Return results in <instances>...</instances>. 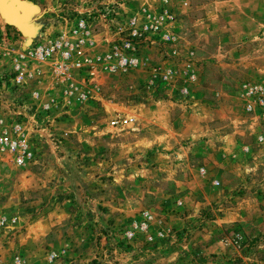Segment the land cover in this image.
I'll return each mask as SVG.
<instances>
[{
	"label": "rangeland",
	"instance_id": "rangeland-1",
	"mask_svg": "<svg viewBox=\"0 0 264 264\" xmlns=\"http://www.w3.org/2000/svg\"><path fill=\"white\" fill-rule=\"evenodd\" d=\"M25 1L33 5V10L27 13L24 25L7 23L0 16V50L7 41H17L15 44H19L20 49L27 47L30 43H25L26 38L30 35L37 37L45 27L61 17H87L92 29L102 32L110 17V14L100 15L106 8L114 10L116 15L113 16L125 17L145 5L136 0ZM209 1L189 0V7L182 14L173 10L178 19L176 39L169 44L141 47L140 61L135 68L121 73L97 68L91 76L93 90L90 94L94 100L78 103L75 95L66 96L65 100L72 105L71 109L58 117V131L52 132L51 129L50 137L55 151L59 154L66 152L69 157L67 162L72 164V168L85 172L92 168L97 172L94 163L102 155L109 158L120 138L99 137L97 133L93 135L94 141L88 142L77 134L88 131L85 128L87 122L98 121L106 129L114 111L120 114L125 111L116 107V103L129 107L141 104L143 115H147L154 104L168 106V116L163 125L169 121L176 131L170 133V146L173 149L180 144L194 143L205 136L186 138L189 136L187 131L180 132V127L186 124V130L205 125V128L214 132L234 131L235 138L241 144L232 147L234 156L222 157L226 161L224 166L229 164V169H225L221 182L211 180L214 187L211 192L216 197L219 187L234 186L226 200L235 202L241 198L248 201L246 203L249 205L254 204L249 206L248 212L243 209V215L250 216L248 223L215 230L211 220L223 208L230 206L228 202L211 201L205 206L200 205L197 190L190 194L187 193L188 189L175 191L170 180L163 184L160 192L152 186H146L152 177L149 173L134 169L136 166L141 167L139 160L133 169L138 172L140 186H122V189L117 186H86L89 191L85 193H81L82 189L73 196L64 193L62 186H56L61 182V177L52 176V170L46 171L40 165L31 125L32 146L37 154L34 164L16 166L7 155H0V214L8 221V228L0 231V255L4 253L7 256L6 264H12V256L16 253L25 259V264H37L29 259L27 249L37 247V239L34 235L32 243L26 247L25 235L30 230L33 236V229L29 226L41 228L45 220L38 218L45 215L59 222L45 231L48 232L43 241L40 239L42 261L39 264H264V256L258 251L262 249L259 246H264V186H258L264 184V27L254 28L251 24L254 30L243 31L241 25L229 23L224 14L205 15L198 6ZM150 2L157 4L159 0ZM169 4L172 7L171 0ZM245 17L256 18L255 15ZM230 26L239 29L227 30ZM97 40L99 42L98 37ZM103 49V45L97 43L89 56L94 57ZM81 79L80 74L68 81L80 83L81 86ZM44 80L46 82L42 84L46 85L41 87L42 91L50 84L49 78ZM68 81H54L50 85L58 89L57 94H63ZM242 83L257 84L261 88L262 106L246 110L245 104L251 99L244 96ZM14 96L11 92L4 95L7 100ZM0 108L11 112L16 110L4 107V103L0 104ZM32 112L34 118L44 114L34 109ZM65 127L69 129L66 131ZM259 137L262 138L260 141ZM191 163L194 167L197 165L194 160ZM200 167L204 173L199 172ZM233 167L240 170L234 173L230 170ZM249 167L254 169L250 170ZM211 170L212 167H197L193 172L194 179L205 177ZM102 174L96 181L103 178L109 183L112 176ZM86 176L87 179L92 177L87 173ZM96 187L101 188V191L109 190L114 196L123 197L125 194L129 198L131 193L134 201H127L123 215L117 218L113 216L118 211L112 208L111 217L91 230L86 218L89 214L94 215V212L81 208L78 201L90 199L94 194L92 189ZM235 195L236 198H232ZM247 195L250 197L246 198ZM13 215L17 217L16 221H11ZM186 218L189 224L182 226ZM142 224L145 227L140 229ZM57 229L68 236L62 238V245L48 248L47 243H54L57 238L54 235L58 233ZM210 232H213L210 238L212 250L207 254L203 252L207 247L205 243L210 240L204 234ZM236 234L240 235V239L235 243L233 239ZM63 248L65 251H60ZM198 249L203 252L196 251ZM50 251L55 253L52 260L47 259Z\"/></svg>",
	"mask_w": 264,
	"mask_h": 264
},
{
	"label": "crops",
	"instance_id": "crops-1",
	"mask_svg": "<svg viewBox=\"0 0 264 264\" xmlns=\"http://www.w3.org/2000/svg\"><path fill=\"white\" fill-rule=\"evenodd\" d=\"M136 1H138L139 4H149L152 0ZM171 3L172 9L177 14L186 13V9L189 7V0H171ZM198 8L202 9L203 13L209 16L224 14L229 23L241 25L240 27L243 31L254 30L251 28V24L254 25V28L259 26L264 27V0H210L209 2L202 3ZM253 15H255L256 18L249 17L247 19L245 17ZM238 29L239 28L236 26L233 28L231 26L227 27V30L231 31ZM37 30L38 29L34 32L36 33ZM34 38H36V36L33 37V35H30L25 39V43H31ZM16 42L17 41H7L6 45L1 46L3 48L0 50L1 76L6 75V72L10 68L12 58L20 50L21 46L15 44ZM46 78L50 79V84H53L55 81L50 77L49 71H43V73L40 72L27 80L20 93L27 103H29V105L37 112H41V104L43 102H48L50 105L46 114L38 115L37 118H33V114L28 115L29 127L32 125L31 128L34 132V140L35 143H37V149L39 150L40 165H42V169H45L46 171H48V169L52 170V176L56 175L57 177H61V182L56 186H62L64 193L73 196V194L79 189L80 191L81 189L83 190L81 193H85L86 191H89L86 186H117L119 189H122V186H140L139 178H137L138 172H135L134 170L137 169L143 173H149L152 177V181H149L146 186H152L151 188H155L157 191L159 190V192L162 191L163 184L170 180L173 188L175 186V189H173L175 191L179 189H188V191H186L190 194L197 190L200 199L198 203H200V205L205 206L206 204H210L211 201L224 200L228 202L230 206L223 208L221 213L215 215V218L211 220L215 230L229 225L248 223L247 221L250 216L249 214L243 215V209L248 212L249 206H254V204L249 205L246 203L248 201L242 200L241 198L235 202L232 199L226 200L227 196L230 197L229 194H231L230 192L234 186L219 187L216 189V197L213 196L211 192L214 189L213 185L210 183L211 180L217 179V181L221 182V179L223 180L225 169H229V164L224 166L226 161L225 159L223 160L222 157L226 156V158H229V156H234L235 152L232 147L236 144H241V142L235 138L234 131L228 133H220L219 131L214 132L207 127L205 128V125L202 126L199 124V129L195 127L193 130H186V124V126L180 127L181 133L187 131V135L189 136H186V138H190V136L193 135L196 137L198 135V137H200L199 135L202 134L205 136L203 138L201 137L194 143H187V145L180 144L177 148L173 149L170 146V133H176V131L169 125V121L163 125V123H165L163 122L164 119L168 116V106L154 104L147 111V115H143L140 111L141 104H135L133 107H129L116 103V107L125 110L121 116L130 117L129 120L122 123L119 127L111 126L109 124L106 126V129L102 125L100 126L98 121L87 122L86 126H84L88 131L84 134H80L79 132L77 134L78 137H83L84 140L88 142L94 141L93 135H96L97 133L99 137L120 138V141L117 142V148L113 149V153L109 158H107L106 155H102V158L94 163L97 167L96 169H98L97 172L92 168L85 172L83 169L72 168V164L67 162L69 157L66 155V152L59 154V152L54 149L55 146L50 134L58 131L57 129L59 128L60 123V118L58 117L70 110L72 105L69 102H66V95L56 93L58 89L54 88V85L47 84L45 91L41 90V87L46 85V83L42 84L43 82H46V80H44ZM33 92H38L37 98L33 97ZM8 96H10V94H8ZM132 108L134 109L133 112ZM0 116L6 118L12 116L15 117L16 115L14 111L11 112L0 108ZM67 129L69 128H66V131ZM192 144L193 146H190ZM207 144H211V146L206 147ZM67 149L68 148H66V150ZM138 160L141 167L136 166ZM191 160L196 161L197 165L195 167L194 165L192 166ZM133 165L136 167L134 168ZM199 166L206 168L212 167V170L208 171L205 177L203 176L199 179H194L193 172ZM248 169L253 170L254 167H249ZM230 170L236 173L240 168L237 169L236 167H233L230 168ZM100 172L112 176L109 183L103 178H100L98 182L96 181L98 177H101L100 175H103ZM86 173L92 177L87 179ZM96 173H98V175H96ZM82 176H84L85 179L82 178ZM241 179L244 181V178ZM62 180H66V182ZM195 180L198 182V185ZM258 186H264V184H259ZM236 190H238V187ZM92 191H94V194L90 199H87L84 202L78 201L81 208H88L90 211L94 212V215L89 214L86 218V222H90L91 224V226H89L91 230L92 227H99L107 217H111L112 208L115 209V211H118L117 214L113 216V218H117L118 216L123 215L125 203L127 201H134L131 193H129L128 198L125 194L123 197L114 196L109 190L101 191V188L97 187L93 188ZM249 197L250 196L247 195L246 198ZM232 198H236V195L232 196ZM246 205L248 207L247 209ZM103 206L108 208H103ZM191 213L192 212L186 217ZM16 219L17 217L13 215V220L16 221ZM40 219H44L45 224L40 226L41 228H38L37 226L34 227V225L29 226L33 229V236H31V231L29 229L25 235V240L27 241L25 243L26 247L32 243L31 240L34 235L37 239V247L32 246L31 249L27 247L29 259L37 262V264H39V261H42L40 239L43 241L44 236L51 227L59 222V220L54 218L52 220L51 217L48 218L46 215L38 218V220ZM82 222L83 224L85 223L84 221ZM188 224L187 218L185 221H182V226H187ZM46 230L48 231L45 233ZM57 231V234L54 233L57 238L54 240V243H47L48 248L58 246L59 244L62 245V238L65 239L68 236L63 235V232L60 229H57ZM212 233L213 232H210V234L206 233L204 234V237L210 240ZM205 244H207V250L205 249V252L201 251L202 249L196 251L207 253L212 250L211 240L207 241ZM259 247L262 249L258 251L264 256V246ZM53 251L56 252L55 250ZM60 251L63 252L65 249L63 248ZM6 259L7 256L2 253L0 255V264H6Z\"/></svg>",
	"mask_w": 264,
	"mask_h": 264
},
{
	"label": "built area",
	"instance_id": "built-area-1",
	"mask_svg": "<svg viewBox=\"0 0 264 264\" xmlns=\"http://www.w3.org/2000/svg\"><path fill=\"white\" fill-rule=\"evenodd\" d=\"M107 14L110 17L102 32H95L87 17H61L55 20L27 47L20 49L12 58L6 75H0V104L4 103V107L8 109L16 108L14 118L0 116V155H7L14 165H31L37 160L28 120V115L34 116L33 108L20 93L28 79L43 71H49L50 77L58 82L71 80L81 74L82 85L68 81L63 94L67 97L75 95L78 103H84L94 100L90 94L93 90L91 76L97 68L111 73L135 68L140 61L141 47L169 44L176 39L178 19L169 0L145 4L125 17L113 16L116 14L111 8H106L100 15ZM97 43L103 45L104 49L94 57L89 56ZM241 88L244 96L251 99L245 104L246 110L263 105L262 91L257 84L242 83ZM7 92L15 96L7 100L4 97ZM32 95L37 98L38 92H33ZM49 107L48 102H43L41 112L46 114ZM129 119L130 117H123L114 111L109 124L119 127ZM261 139L258 138L259 141ZM199 172L204 173L203 168L200 167ZM144 227L145 224H142L140 229ZM7 228L8 221L0 214V231ZM239 239L240 235L236 234L233 242L236 243ZM54 257L53 251L47 255L48 260ZM11 263L25 264V259L16 253L12 256Z\"/></svg>",
	"mask_w": 264,
	"mask_h": 264
},
{
	"label": "water",
	"instance_id": "water-1",
	"mask_svg": "<svg viewBox=\"0 0 264 264\" xmlns=\"http://www.w3.org/2000/svg\"><path fill=\"white\" fill-rule=\"evenodd\" d=\"M24 9L25 11L22 14ZM15 10H18L19 17L25 20L27 13L33 10V5L25 0H0V16L8 18V15H15ZM29 31L31 32V30Z\"/></svg>",
	"mask_w": 264,
	"mask_h": 264
},
{
	"label": "bare ground",
	"instance_id": "bare-ground-1",
	"mask_svg": "<svg viewBox=\"0 0 264 264\" xmlns=\"http://www.w3.org/2000/svg\"><path fill=\"white\" fill-rule=\"evenodd\" d=\"M24 11H25V9L23 10V12H22V14L24 13ZM15 15H8L9 17L7 18H5L6 20H7V22L8 23H10V24H17V25H24L23 24V22H21V21H23L20 17H19V11L18 10H15Z\"/></svg>",
	"mask_w": 264,
	"mask_h": 264
}]
</instances>
